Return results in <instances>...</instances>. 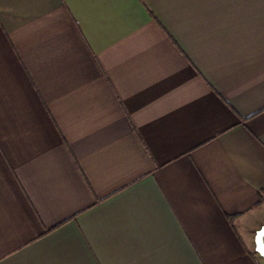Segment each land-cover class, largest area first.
Wrapping results in <instances>:
<instances>
[{
  "label": "crops",
  "instance_id": "0c3cea01",
  "mask_svg": "<svg viewBox=\"0 0 264 264\" xmlns=\"http://www.w3.org/2000/svg\"><path fill=\"white\" fill-rule=\"evenodd\" d=\"M263 222L264 0H0V264H264Z\"/></svg>",
  "mask_w": 264,
  "mask_h": 264
},
{
  "label": "water",
  "instance_id": "95a60500",
  "mask_svg": "<svg viewBox=\"0 0 264 264\" xmlns=\"http://www.w3.org/2000/svg\"><path fill=\"white\" fill-rule=\"evenodd\" d=\"M263 236H264V222L259 227V229L254 232V236H253V250L264 261V244L262 241Z\"/></svg>",
  "mask_w": 264,
  "mask_h": 264
},
{
  "label": "rangeland",
  "instance_id": "374dc122",
  "mask_svg": "<svg viewBox=\"0 0 264 264\" xmlns=\"http://www.w3.org/2000/svg\"><path fill=\"white\" fill-rule=\"evenodd\" d=\"M262 241H263V244H264V237H263V239H262ZM260 258V257H259ZM261 259V258H260ZM262 260V259H261Z\"/></svg>",
  "mask_w": 264,
  "mask_h": 264
}]
</instances>
